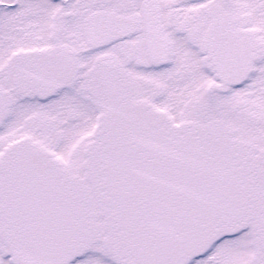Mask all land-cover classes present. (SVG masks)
<instances>
[{"label": "snow or ice", "instance_id": "1", "mask_svg": "<svg viewBox=\"0 0 264 264\" xmlns=\"http://www.w3.org/2000/svg\"><path fill=\"white\" fill-rule=\"evenodd\" d=\"M0 264H264V0H0Z\"/></svg>", "mask_w": 264, "mask_h": 264}]
</instances>
